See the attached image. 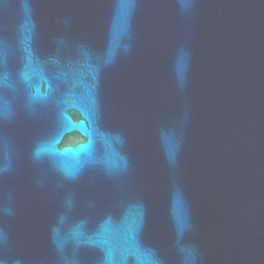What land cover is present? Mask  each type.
<instances>
[{"label":"water","instance_id":"water-1","mask_svg":"<svg viewBox=\"0 0 264 264\" xmlns=\"http://www.w3.org/2000/svg\"><path fill=\"white\" fill-rule=\"evenodd\" d=\"M0 264H264V0H0Z\"/></svg>","mask_w":264,"mask_h":264}]
</instances>
